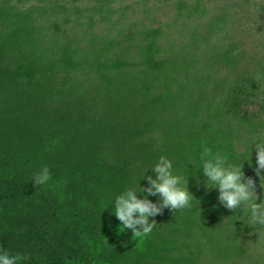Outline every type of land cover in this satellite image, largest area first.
Instances as JSON below:
<instances>
[{
  "label": "trees",
  "instance_id": "1",
  "mask_svg": "<svg viewBox=\"0 0 264 264\" xmlns=\"http://www.w3.org/2000/svg\"><path fill=\"white\" fill-rule=\"evenodd\" d=\"M111 1L0 0V251L20 264H264V234L220 204L201 159L206 145L242 163L264 191L251 145L264 136V48L241 33L264 44V0H163L165 23L158 0ZM161 155L191 207L133 238L115 197L146 187ZM43 166L51 178L35 186Z\"/></svg>",
  "mask_w": 264,
  "mask_h": 264
},
{
  "label": "clouds",
  "instance_id": "2",
  "mask_svg": "<svg viewBox=\"0 0 264 264\" xmlns=\"http://www.w3.org/2000/svg\"><path fill=\"white\" fill-rule=\"evenodd\" d=\"M251 145L255 147V168L253 171L260 179V188L264 190V136L253 137ZM201 159L204 161L202 172L206 177V187L218 189L220 204L226 209L236 212L242 209L246 214L245 223L255 229L259 235L264 234V191L258 196L256 182L250 176H245L242 163L227 164L226 157L219 152H213L206 145L201 146ZM250 155L247 159L251 165ZM172 161L161 155L158 162L151 168L155 178L144 176L147 186L139 191L127 188L115 197L114 214L120 221L119 230H131L133 238L149 235L156 226L154 217L162 215L164 209L172 213L191 207L193 196L187 189V178L173 174ZM51 178L47 166L33 173L32 181L35 186L43 185ZM142 192L143 198L136 193ZM148 196H158L157 202ZM259 199V203L256 201ZM149 217H153L150 221ZM26 256L12 255L7 251H0V264H20Z\"/></svg>",
  "mask_w": 264,
  "mask_h": 264
},
{
  "label": "rangeland",
  "instance_id": "3",
  "mask_svg": "<svg viewBox=\"0 0 264 264\" xmlns=\"http://www.w3.org/2000/svg\"><path fill=\"white\" fill-rule=\"evenodd\" d=\"M127 1L128 0H113V1H111V3L108 4V6L116 7V6H119V5H122V4L126 3ZM185 1H188V0H185ZM156 5L160 9H163V12L161 11L162 13L160 15H158V16L152 14L153 16H156V18H153V19L162 21L163 23L169 22L171 17L174 15V13H172V9L173 8H171L170 5L167 2H163V0L156 1ZM105 27H106V21L105 20H100L99 23H95L89 30L94 32L95 34H97V32H100V31L104 30ZM165 29L168 31L167 27H165ZM170 29L171 28H169V30ZM261 30H264V22H263V24H261ZM241 33H245L246 37L249 38V39L252 38L251 39V43H250V48H251V45L253 43V45H252L253 48L252 49H254L255 51H263L264 44H261L262 43L261 34L256 33L254 35L253 31H250V30H246V31L241 32ZM183 35H184V32L180 31V32H177V33L172 34V35L169 33L168 37L171 38V42H179V41L185 40V37H183ZM261 45H263V47H261ZM218 70L220 71V67H218Z\"/></svg>",
  "mask_w": 264,
  "mask_h": 264
}]
</instances>
